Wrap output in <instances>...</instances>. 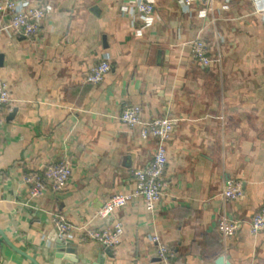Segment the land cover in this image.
I'll list each match as a JSON object with an SVG mask.
<instances>
[{"label":"crops","instance_id":"1","mask_svg":"<svg viewBox=\"0 0 264 264\" xmlns=\"http://www.w3.org/2000/svg\"><path fill=\"white\" fill-rule=\"evenodd\" d=\"M35 1L48 11L37 38L4 30L0 14V80L12 94L0 115V264H33L26 255L53 264L55 214L75 228L111 226L97 211L135 190L133 172L157 148L120 122L133 105L144 120L176 121L169 187L155 212L135 198L117 213L125 236L113 258L98 243L64 240L75 247L61 264H165L154 235L173 254L168 264H264V231L250 226L264 205V0H197L188 10L179 0ZM140 1L155 6L150 19ZM197 40L209 46L207 67L192 56ZM105 58L109 74L87 84ZM62 162L72 167L67 189L33 198L24 176ZM228 180L243 198H223ZM224 217L239 223L228 240L218 231Z\"/></svg>","mask_w":264,"mask_h":264},{"label":"built area","instance_id":"2","mask_svg":"<svg viewBox=\"0 0 264 264\" xmlns=\"http://www.w3.org/2000/svg\"><path fill=\"white\" fill-rule=\"evenodd\" d=\"M205 4H211L214 0H201ZM197 0H179L181 7L190 9ZM49 10V9H48ZM47 8L38 4L35 0H0V14L9 18V23L4 30H9L15 35L26 39L39 36L41 24L47 16ZM137 12L150 19L155 12L152 3L140 1L137 5ZM205 16V13L202 14ZM193 58L202 66L207 67L213 61L209 56V46L203 40H197L191 45ZM111 65L107 58L93 66L85 82L90 85L101 84L109 74ZM12 103L10 85L7 81L0 80V115ZM123 126L129 129L140 130L142 140H155L157 148L151 162L133 172L135 190L130 194H116L109 198L97 211L95 218L98 220H110L109 228H98L91 224H85L75 228L62 214H55L53 222L62 240L69 242L83 243L92 241L99 245L115 249L119 247L125 236L123 222L117 217V213L127 208L135 198L144 201L150 212H155L169 187L166 178L168 166L167 145L176 129V121L170 116L143 119L141 106H126L119 118ZM72 178V167L68 162L53 164L41 172H33L24 176V184L29 188L33 198L42 196L45 192L61 193L65 191ZM244 192L241 184L236 180H228L223 192L226 201H236L243 198ZM251 233L255 236L264 231V205L254 214L250 222ZM239 229V223L235 220L224 217L218 226V231L225 239L233 238ZM78 232V233H77ZM80 233V234H79ZM151 242L157 246L158 255L161 260L168 264L172 257L171 250L162 242L157 235L151 237Z\"/></svg>","mask_w":264,"mask_h":264},{"label":"water","instance_id":"3","mask_svg":"<svg viewBox=\"0 0 264 264\" xmlns=\"http://www.w3.org/2000/svg\"><path fill=\"white\" fill-rule=\"evenodd\" d=\"M3 63V55H0V66H2ZM13 115H15V112L12 114L11 117H13ZM2 234V232H0ZM2 236L4 237V234H2ZM71 247H75L73 243H66L64 240L59 239L57 241V248H56V252L50 253V259L49 261L53 264H61V262L63 260H69V258L67 257V254L72 253L70 250H66L67 248H71ZM105 254L109 257V258H113L112 255V250L107 248V250L105 251ZM67 255V256H66ZM26 257L31 260L33 262V264H38L35 260H33L32 258H30L29 256L26 255ZM95 264H106L105 259L103 258V256H100ZM216 264H229L225 262L224 257H220L217 259Z\"/></svg>","mask_w":264,"mask_h":264}]
</instances>
